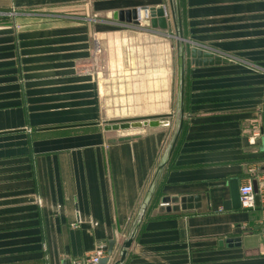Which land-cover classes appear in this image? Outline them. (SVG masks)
<instances>
[{
	"label": "crops",
	"instance_id": "1",
	"mask_svg": "<svg viewBox=\"0 0 264 264\" xmlns=\"http://www.w3.org/2000/svg\"><path fill=\"white\" fill-rule=\"evenodd\" d=\"M161 6L170 14L169 0H0V264H70L100 241H113L104 264L118 258L175 120L103 122L174 114L177 51L171 16L161 30L113 15ZM6 8L29 12L5 19ZM41 8L67 12H30ZM180 11L187 47L232 61L187 59L160 202L197 201L159 202L123 264H264V0H181ZM248 181L261 193L253 210L236 199ZM234 237L240 246L219 245Z\"/></svg>",
	"mask_w": 264,
	"mask_h": 264
},
{
	"label": "water",
	"instance_id": "2",
	"mask_svg": "<svg viewBox=\"0 0 264 264\" xmlns=\"http://www.w3.org/2000/svg\"><path fill=\"white\" fill-rule=\"evenodd\" d=\"M169 10L170 16L174 26V37L176 39V51H177V103L174 114H167L163 116H146L139 118H126V119H115V120H106L103 122V129L106 131H119V130H130V129H140L144 127H164L169 126L170 120L164 118L174 117L175 125L173 135L168 143L163 155L161 156L156 169L154 171L153 178L150 182L149 187L147 188L144 197L139 206L138 212L135 217V224L127 238H125L120 246L118 258L114 261L113 264H123L125 258L127 256L128 249L132 246L134 238L137 234L140 223L144 217L147 206L150 202V199L154 193V190L162 176V173L169 161V158L175 148V145L178 141V138L181 134L184 122V94H185V70L187 59L191 65L195 67L200 66H212V65H220L230 63L232 60L225 55H221L215 53L213 51L207 50L201 46L193 45L187 47V41L184 39L182 34V23H181V11H180V0H169ZM166 8L161 7H153L150 8L149 14L142 20V23L148 27L159 28L161 30H166L168 27V19L165 15ZM138 10L131 9L125 11H118L114 13L113 17L120 21L129 22L132 25L138 24ZM130 137H121L118 140H128ZM113 142L116 140H112ZM254 192L256 193V203L259 202L257 184L254 182ZM237 203L239 204L238 192H236ZM197 201L196 198L193 197H182V198H163V204L172 203H180L182 208L189 207L192 208L194 206V202ZM177 206H167L166 210H174ZM220 246L226 247H234L241 245V238H226L224 240H219ZM113 247V241L110 242L108 248V254L111 253ZM107 258H103L100 261V264H104Z\"/></svg>",
	"mask_w": 264,
	"mask_h": 264
},
{
	"label": "built area",
	"instance_id": "3",
	"mask_svg": "<svg viewBox=\"0 0 264 264\" xmlns=\"http://www.w3.org/2000/svg\"><path fill=\"white\" fill-rule=\"evenodd\" d=\"M138 25L142 26V20L148 16L149 11L143 10L138 11ZM168 12L165 11V15L168 18ZM144 15V17L142 16ZM262 195L264 192H261ZM260 191L258 192V196L261 195ZM238 199L240 207L245 210H253L256 206V193L254 192V187L251 181L245 182L239 186L238 189ZM112 256V251L108 254L107 244L104 242H98L95 247L89 252L86 253L84 256L73 260L70 264H100L101 259L107 258L110 260Z\"/></svg>",
	"mask_w": 264,
	"mask_h": 264
},
{
	"label": "trees",
	"instance_id": "4",
	"mask_svg": "<svg viewBox=\"0 0 264 264\" xmlns=\"http://www.w3.org/2000/svg\"><path fill=\"white\" fill-rule=\"evenodd\" d=\"M181 1V0H180ZM186 89H187V86L185 85V105H184V114H186V106H187V95H186ZM177 146H175V149L174 151L176 150ZM174 153V152H173ZM168 166V165H167ZM165 172V171H164ZM163 177V176H162ZM162 184H163V178H161V180L159 181L151 199H150V202L147 206V209L145 211V214H144V218H143V223L146 219H148L155 211V209L158 207V204L161 200V196H162V192H161V188H162ZM254 226V225H253ZM142 228V226H141ZM140 230V229H139ZM261 232V229L259 228V226H256L255 227V230H254V233H260Z\"/></svg>",
	"mask_w": 264,
	"mask_h": 264
},
{
	"label": "rangeland",
	"instance_id": "5",
	"mask_svg": "<svg viewBox=\"0 0 264 264\" xmlns=\"http://www.w3.org/2000/svg\"><path fill=\"white\" fill-rule=\"evenodd\" d=\"M5 14L6 15H8L7 17L6 16H4V17H6L5 19H9V18H11L12 20H15V19H17L16 17H18V16H16L17 14H20L21 12H25V13H27V12H29V11H21V10H15V9H8V8H6L5 9ZM30 12H37V13H47V14H49V13H60V12H62V13H66L67 11L66 10H64V11H58L56 8L55 9H52V8H41V9H37V11H35V10H33V11H30ZM168 14V13H167ZM2 15V14H1ZM143 17H144V15H143ZM169 17H170V14H168V18L167 19H169ZM15 25V24H14ZM17 27H18V24H17ZM173 35H175V34H173ZM173 42L174 43H176V39L174 40L173 39ZM176 112V111H175ZM173 130H174V126H173ZM144 197V196H143ZM143 199V198H142ZM142 201V200H141ZM164 206V204L163 203H161L160 202V204H159V206ZM262 235V234H261ZM103 261V260H102ZM101 261V262H102ZM114 263V262H113ZM112 263V264H113Z\"/></svg>",
	"mask_w": 264,
	"mask_h": 264
},
{
	"label": "bare ground",
	"instance_id": "6",
	"mask_svg": "<svg viewBox=\"0 0 264 264\" xmlns=\"http://www.w3.org/2000/svg\"><path fill=\"white\" fill-rule=\"evenodd\" d=\"M142 16H143V14H142Z\"/></svg>",
	"mask_w": 264,
	"mask_h": 264
}]
</instances>
